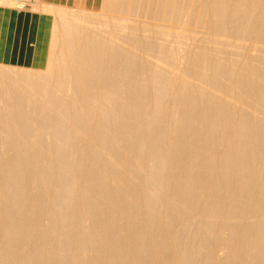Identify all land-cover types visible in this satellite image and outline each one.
Instances as JSON below:
<instances>
[{
  "label": "bare ground",
  "instance_id": "6f19581e",
  "mask_svg": "<svg viewBox=\"0 0 264 264\" xmlns=\"http://www.w3.org/2000/svg\"><path fill=\"white\" fill-rule=\"evenodd\" d=\"M68 1L0 65V264H264V0Z\"/></svg>",
  "mask_w": 264,
  "mask_h": 264
},
{
  "label": "crops",
  "instance_id": "0c3cea01",
  "mask_svg": "<svg viewBox=\"0 0 264 264\" xmlns=\"http://www.w3.org/2000/svg\"><path fill=\"white\" fill-rule=\"evenodd\" d=\"M5 2L0 1V65L16 68L44 67L38 61L40 58L41 61L43 60L47 46H50L49 29L52 27L51 22L55 14L53 11L54 15L47 14L48 10L45 12V6L43 7L41 3L48 6H69L70 2L68 0H24L22 9L17 8L18 6L14 3L11 4L10 0Z\"/></svg>",
  "mask_w": 264,
  "mask_h": 264
},
{
  "label": "built area",
  "instance_id": "2783aa9c",
  "mask_svg": "<svg viewBox=\"0 0 264 264\" xmlns=\"http://www.w3.org/2000/svg\"><path fill=\"white\" fill-rule=\"evenodd\" d=\"M18 7L23 5V0H12Z\"/></svg>",
  "mask_w": 264,
  "mask_h": 264
},
{
  "label": "rangeland",
  "instance_id": "374dc122",
  "mask_svg": "<svg viewBox=\"0 0 264 264\" xmlns=\"http://www.w3.org/2000/svg\"><path fill=\"white\" fill-rule=\"evenodd\" d=\"M79 2V1H78ZM86 2H88V4L92 3L93 1L92 0H87ZM96 2V0H95ZM87 7H90L89 5Z\"/></svg>",
  "mask_w": 264,
  "mask_h": 264
}]
</instances>
